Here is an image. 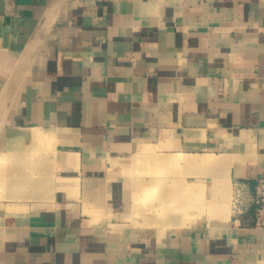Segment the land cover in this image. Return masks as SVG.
I'll list each match as a JSON object with an SVG mask.
<instances>
[{
	"label": "crops",
	"instance_id": "0c3cea01",
	"mask_svg": "<svg viewBox=\"0 0 264 264\" xmlns=\"http://www.w3.org/2000/svg\"><path fill=\"white\" fill-rule=\"evenodd\" d=\"M264 0H0V264H264Z\"/></svg>",
	"mask_w": 264,
	"mask_h": 264
},
{
	"label": "built area",
	"instance_id": "2783aa9c",
	"mask_svg": "<svg viewBox=\"0 0 264 264\" xmlns=\"http://www.w3.org/2000/svg\"><path fill=\"white\" fill-rule=\"evenodd\" d=\"M233 215L242 227L264 231V177L255 181L253 189L240 187L233 195Z\"/></svg>",
	"mask_w": 264,
	"mask_h": 264
}]
</instances>
